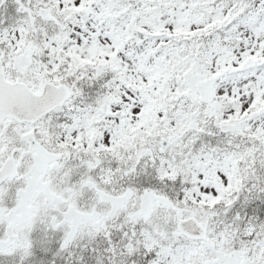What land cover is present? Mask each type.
Here are the masks:
<instances>
[{
    "label": "snow or ice",
    "instance_id": "obj_1",
    "mask_svg": "<svg viewBox=\"0 0 264 264\" xmlns=\"http://www.w3.org/2000/svg\"><path fill=\"white\" fill-rule=\"evenodd\" d=\"M0 264H264V0H0Z\"/></svg>",
    "mask_w": 264,
    "mask_h": 264
}]
</instances>
